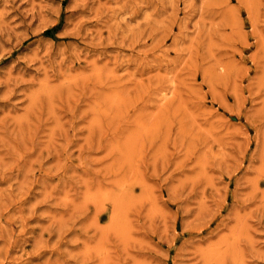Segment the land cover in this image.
<instances>
[{
    "label": "rangeland",
    "instance_id": "rangeland-1",
    "mask_svg": "<svg viewBox=\"0 0 264 264\" xmlns=\"http://www.w3.org/2000/svg\"><path fill=\"white\" fill-rule=\"evenodd\" d=\"M0 264H264V0H0Z\"/></svg>",
    "mask_w": 264,
    "mask_h": 264
}]
</instances>
